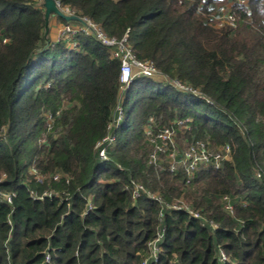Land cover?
Returning a JSON list of instances; mask_svg holds the SVG:
<instances>
[{
	"label": "trees",
	"instance_id": "16d2710c",
	"mask_svg": "<svg viewBox=\"0 0 264 264\" xmlns=\"http://www.w3.org/2000/svg\"><path fill=\"white\" fill-rule=\"evenodd\" d=\"M42 1L0 0V264H139L160 233L148 264H264V0H55L109 37L127 31L158 71L123 93L106 161L95 144L120 99V60L90 35L50 39ZM227 3L236 24L217 27ZM148 125L173 126L179 150L229 144L231 159L187 181L166 154L149 162ZM131 181L161 201L133 198ZM178 200L201 218L165 206Z\"/></svg>",
	"mask_w": 264,
	"mask_h": 264
},
{
	"label": "built area",
	"instance_id": "2783aa9c",
	"mask_svg": "<svg viewBox=\"0 0 264 264\" xmlns=\"http://www.w3.org/2000/svg\"><path fill=\"white\" fill-rule=\"evenodd\" d=\"M180 2L182 0H179ZM240 4H245V0H237ZM233 3H227L218 8V16H217V27H223L224 25H229L231 27L235 26V13L232 10ZM59 6V4H58ZM60 7V6H59ZM61 8V7H60ZM61 10L69 15H74L73 11L69 8L65 7V10L61 8ZM81 19V22H67L59 27L57 35L53 38V41L65 40L68 43L73 40V36L78 33H83L85 35L93 36L96 40H98L101 44L109 46L112 48V53L114 57H117L120 60V99L116 105L114 111V118L108 124L106 135L96 142L95 149L98 152L99 160L106 161L107 160V152L108 148L115 141L114 129L117 127L118 123L122 118V108H121V100L123 93L127 90L130 82L136 76H145V77H153L157 75L158 71L154 66L153 62L150 60H140L135 57L133 54L129 44H128V34L127 31L123 34V36L119 39L114 37H109L104 30L94 21L87 17L78 16ZM5 42V39L3 40ZM77 43V42H76ZM173 87L181 91H192L196 94L198 92L196 90L190 89L189 86L182 83L179 80H169L168 81ZM188 119H180L176 120L173 124L180 125L183 128H187L185 124ZM150 122H152V118H150ZM147 140L149 145L151 146V153L149 155V162L156 163L160 160V154H166L168 158V168L173 171L176 168V165L179 164L183 166L187 173V181H189L194 174V171L197 169L203 168H219L224 161L231 159V146L229 144H222L216 147L211 146L210 144L203 141H195L191 143L187 148L183 150L177 149L175 145V136L176 131L173 126L165 127L158 132L154 133L150 129V125H148L145 129ZM32 172H36L35 169ZM257 178L260 177V173L257 171L255 173ZM62 175L56 173L53 178L58 180ZM65 180H68V176L63 175ZM37 179L39 181L42 180V175H38ZM127 188V186H126ZM131 191L132 197L137 198L141 194H145L146 196L161 201L160 196L155 193L146 190L141 184L131 181ZM54 193L51 190H45L38 198L42 199L43 197H51ZM11 194H3L2 199L11 202ZM36 196V195H35ZM223 200L225 201V208L228 212H232V204L228 196H224ZM165 206L167 208L173 209H181L188 212L191 216L195 218H201L200 213L194 211L188 204L184 203L181 200L166 203ZM91 207V203L88 202V209ZM161 217V214H160ZM207 222V221H205ZM202 224L204 222L202 221ZM210 224L213 228L216 225L210 221ZM163 230V228H162ZM161 240V233L157 235L156 238L150 240L147 243V255L141 258L139 264H148L149 261H155L161 251V246L159 244ZM218 258L220 261H224L226 259V255L222 249L218 251ZM49 260V256H46V261Z\"/></svg>",
	"mask_w": 264,
	"mask_h": 264
},
{
	"label": "water",
	"instance_id": "95a60500",
	"mask_svg": "<svg viewBox=\"0 0 264 264\" xmlns=\"http://www.w3.org/2000/svg\"><path fill=\"white\" fill-rule=\"evenodd\" d=\"M42 5L44 7L45 34L48 32V22L52 15H58L68 22H81L80 17L64 13L55 0H43Z\"/></svg>",
	"mask_w": 264,
	"mask_h": 264
},
{
	"label": "crops",
	"instance_id": "0c3cea01",
	"mask_svg": "<svg viewBox=\"0 0 264 264\" xmlns=\"http://www.w3.org/2000/svg\"><path fill=\"white\" fill-rule=\"evenodd\" d=\"M52 16L55 17V15H52ZM52 16L49 18V22H48V35L50 37L55 36L54 34L59 26V24L57 23V20ZM52 18H54V20Z\"/></svg>",
	"mask_w": 264,
	"mask_h": 264
},
{
	"label": "rangeland",
	"instance_id": "374dc122",
	"mask_svg": "<svg viewBox=\"0 0 264 264\" xmlns=\"http://www.w3.org/2000/svg\"><path fill=\"white\" fill-rule=\"evenodd\" d=\"M63 9L65 10V7H63ZM52 17H54V16H52ZM55 18V17H54ZM54 18H52L53 20H54ZM56 19V18H55ZM57 23L59 24V26H58V28H57V30H56V32H55V36L57 35V32H58V30H59V27L61 26V25H63L64 23H61V22H58L57 21ZM54 36V37H55ZM50 37V36H49ZM54 37H50V39H53ZM77 43H76V41H70L69 43H68V46L69 47H73V46H75ZM181 128H183V127H181ZM176 136H177V133H176ZM176 136H175V145H176V147H177V149H178V145H177V142H176ZM149 146V148L151 149V146L150 145H148Z\"/></svg>",
	"mask_w": 264,
	"mask_h": 264
}]
</instances>
